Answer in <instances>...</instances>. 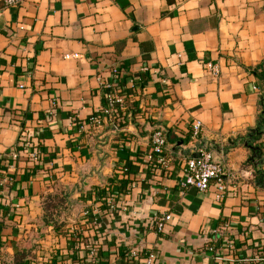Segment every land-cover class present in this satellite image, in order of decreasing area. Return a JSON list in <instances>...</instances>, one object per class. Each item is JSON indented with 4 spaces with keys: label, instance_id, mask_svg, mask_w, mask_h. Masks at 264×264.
Masks as SVG:
<instances>
[{
    "label": "crops",
    "instance_id": "0c3cea01",
    "mask_svg": "<svg viewBox=\"0 0 264 264\" xmlns=\"http://www.w3.org/2000/svg\"><path fill=\"white\" fill-rule=\"evenodd\" d=\"M263 61L264 0H0V264L30 236L32 264H75L93 248L98 264H236L204 245L226 220V257L264 258V188L244 138L261 109ZM106 83L127 107L82 125ZM158 126L189 137L168 140V168L146 159ZM204 146L227 171L221 200L214 184L180 185L186 157ZM163 213L171 218L158 230Z\"/></svg>",
    "mask_w": 264,
    "mask_h": 264
},
{
    "label": "built area",
    "instance_id": "2783aa9c",
    "mask_svg": "<svg viewBox=\"0 0 264 264\" xmlns=\"http://www.w3.org/2000/svg\"><path fill=\"white\" fill-rule=\"evenodd\" d=\"M7 5L17 4L22 2L23 0H4ZM69 56V55H67ZM207 68L213 75L220 74V67L214 61H207ZM113 71L116 75H118L119 68L114 67ZM105 87L107 90L105 92V102L102 107L99 109V113H95L90 116L86 121L82 123H98L101 121L102 116L104 115H112L114 112H117L121 109H125L127 107V99L125 93L121 89V87L117 84L106 83ZM202 128V122L199 119L194 120L192 123V136L194 138L198 137L200 130ZM21 144L23 145V149L27 150L31 157H33L36 161L40 159L41 149L34 142L32 135L29 132L23 131L21 134ZM167 145L168 139L165 132L164 127L158 126L152 134V143L151 148L146 155V159L149 162H152L156 165H161L162 167L168 168L170 165V158L167 154ZM199 151L198 156L189 155L186 157L183 164V176L180 181L181 187L184 189L188 186H195L198 189L205 190L209 188L212 184L215 185V196L217 199L221 200L224 197V194L228 189V181L226 178L227 171L224 167L223 163H220L213 159V150L207 147L197 148ZM17 155V154H16ZM111 208L115 207V203L111 201ZM171 218V213H163L157 216L155 220V226L158 230H163L166 222ZM229 221H223V224L220 227L215 228L211 231V233H205L204 237V245L210 250L215 258L219 260H229L236 264H250L252 260H263V257L252 258H238V257H226L223 253L225 247H229L231 250L234 249L235 243L233 237L230 235H225L226 231L229 228ZM143 247L136 246L131 247L128 251V255L131 259L138 256L142 253ZM91 257L94 258L96 252L93 248L91 250ZM155 254L153 252H148L146 255L148 263H152L154 260ZM75 264H84L83 261H76ZM223 264V263H221Z\"/></svg>",
    "mask_w": 264,
    "mask_h": 264
},
{
    "label": "trees",
    "instance_id": "16d2710c",
    "mask_svg": "<svg viewBox=\"0 0 264 264\" xmlns=\"http://www.w3.org/2000/svg\"><path fill=\"white\" fill-rule=\"evenodd\" d=\"M255 72L264 78V61L259 63L255 67ZM165 132L167 135V139L173 143H179L180 141H182V143H185L189 140V137H185V136H182L180 134L172 135V133H173L172 129H168V130L165 129ZM263 136H264V96H262L261 109H260V112L258 114L257 123L255 126L250 127L248 129L246 135L244 136L247 143H249V145L252 148V156L248 159V161L253 163L254 167H255V169H254V181L256 184H258L259 186L264 188V166H263V159H262L263 158L262 157L263 148L259 143V140ZM49 216H51V213L46 211L44 219L49 220ZM83 239L85 240L87 245L96 246L95 245L96 243H93V241H91L89 238L84 237ZM34 246H36V242H33V239L31 236L28 238L22 239L17 252L13 256L11 264H23V263L32 264V260H33V256H34L33 255ZM78 246H80L79 243H78ZM128 249H129V247L126 248V250H128ZM89 256L90 255L88 254V252H85V254H82L79 251L78 256H77V261L78 262L83 261L84 264H98L97 260L99 258H98L97 254H95L94 258L89 257Z\"/></svg>",
    "mask_w": 264,
    "mask_h": 264
},
{
    "label": "water",
    "instance_id": "95a60500",
    "mask_svg": "<svg viewBox=\"0 0 264 264\" xmlns=\"http://www.w3.org/2000/svg\"><path fill=\"white\" fill-rule=\"evenodd\" d=\"M180 143H182V141H180ZM205 147H206V146H205ZM192 149H193V147H192V148H189L187 151H188V152H191ZM193 150H194V151L192 152V155H194V156H198V155L200 154L199 151H197L196 148H194ZM213 159L216 160V161H218V162H220V163H223V161H222V160L216 155L215 151H213Z\"/></svg>",
    "mask_w": 264,
    "mask_h": 264
}]
</instances>
